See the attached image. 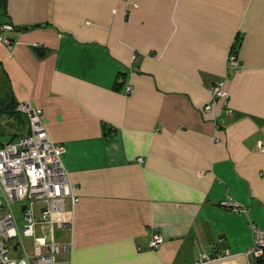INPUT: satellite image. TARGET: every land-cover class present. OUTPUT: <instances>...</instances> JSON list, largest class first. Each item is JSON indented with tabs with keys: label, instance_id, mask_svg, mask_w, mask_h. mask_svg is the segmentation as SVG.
<instances>
[{
	"label": "crops",
	"instance_id": "1",
	"mask_svg": "<svg viewBox=\"0 0 264 264\" xmlns=\"http://www.w3.org/2000/svg\"><path fill=\"white\" fill-rule=\"evenodd\" d=\"M3 23L14 30L0 43V104L42 111L78 199L58 261L191 264L228 251L207 264H255L264 0H0ZM216 83L230 115L222 99L203 111Z\"/></svg>",
	"mask_w": 264,
	"mask_h": 264
},
{
	"label": "built area",
	"instance_id": "2",
	"mask_svg": "<svg viewBox=\"0 0 264 264\" xmlns=\"http://www.w3.org/2000/svg\"><path fill=\"white\" fill-rule=\"evenodd\" d=\"M13 30L9 24L0 25V43L6 48H10L11 42L4 34ZM228 66L240 67L234 53L228 57ZM221 86L216 83L207 88L210 102L203 109L205 113L213 110L218 99L223 100V113H232ZM131 91V87H126L127 93ZM15 111L26 118L28 133L16 142L0 144V264H71L70 260L58 261L62 253L70 252L71 242L61 243L56 238L57 232H71L72 211L66 217L67 205L73 207L78 202L62 164L65 148L50 141L42 111L32 103L18 104ZM257 149L264 153V142L258 143ZM12 205H17L22 213L21 227ZM223 207L232 213L241 211L237 203H223ZM251 230L253 241L245 257L253 259L255 264H264V229L251 225ZM162 243L163 237L154 233L148 247L155 250ZM230 256L228 251L202 254L191 264H207Z\"/></svg>",
	"mask_w": 264,
	"mask_h": 264
},
{
	"label": "rangeland",
	"instance_id": "3",
	"mask_svg": "<svg viewBox=\"0 0 264 264\" xmlns=\"http://www.w3.org/2000/svg\"><path fill=\"white\" fill-rule=\"evenodd\" d=\"M1 107V104H0ZM20 117L19 116H3L0 119V130L4 134V136L0 137V142L13 140V142H16L18 138L20 137V134H26L27 129L24 126H21L19 123ZM24 127V128H23ZM14 215L16 216V220L18 221L19 226L23 224V216L20 212L17 205H12L11 207ZM60 235V232L56 233V236L58 237ZM14 242H10V246H12ZM26 244L29 245V241L26 240Z\"/></svg>",
	"mask_w": 264,
	"mask_h": 264
},
{
	"label": "trees",
	"instance_id": "4",
	"mask_svg": "<svg viewBox=\"0 0 264 264\" xmlns=\"http://www.w3.org/2000/svg\"><path fill=\"white\" fill-rule=\"evenodd\" d=\"M6 104H7V102H6ZM6 104H4V105H2L1 107H0V119H1V117H3V116H19L20 117V121H19V123L21 124V126H24V127H26V129H27V132H26V134L28 133V125H27V121H26V118L23 116V115H21V114H19V113H17L16 111H15V108L14 109H11V110H8V109H6L5 108V105ZM16 106V105H15ZM23 127V128H24ZM26 134H20L19 136L21 137V136H24V135H26ZM2 136H4V134L2 133V131L0 130V137H2ZM19 137V138H20ZM4 142H13V140H9V141H4ZM3 143V141L2 142H0V144H2Z\"/></svg>",
	"mask_w": 264,
	"mask_h": 264
},
{
	"label": "water",
	"instance_id": "5",
	"mask_svg": "<svg viewBox=\"0 0 264 264\" xmlns=\"http://www.w3.org/2000/svg\"><path fill=\"white\" fill-rule=\"evenodd\" d=\"M37 54L39 56H42L43 53L41 54V52L39 50H36ZM6 109L11 110L15 108V101L13 98L10 99V102L5 106Z\"/></svg>",
	"mask_w": 264,
	"mask_h": 264
}]
</instances>
